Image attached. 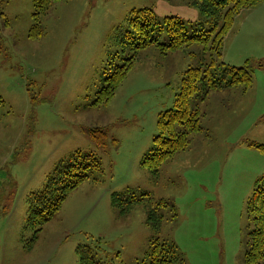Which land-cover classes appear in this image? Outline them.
Returning <instances> with one entry per match:
<instances>
[{
	"label": "rangeland",
	"instance_id": "374dc122",
	"mask_svg": "<svg viewBox=\"0 0 264 264\" xmlns=\"http://www.w3.org/2000/svg\"><path fill=\"white\" fill-rule=\"evenodd\" d=\"M263 4L235 18L222 50L224 64L251 72V87L209 92L199 104L202 131L153 181L141 161L153 149L158 114L173 108L194 62L183 51H148L109 103H92L118 51L113 36L132 10H152L159 25L178 18L190 34L205 26L200 11L178 0H61L31 39L34 0H0V264H79L80 245L98 246L100 264H148L156 242L183 264H244L246 203L264 175V151L251 146H264ZM92 132L104 134L103 147ZM77 151L93 154L100 171L31 242L27 196ZM113 194L164 201L159 230L141 208L117 218Z\"/></svg>",
	"mask_w": 264,
	"mask_h": 264
},
{
	"label": "trees",
	"instance_id": "16d2710c",
	"mask_svg": "<svg viewBox=\"0 0 264 264\" xmlns=\"http://www.w3.org/2000/svg\"><path fill=\"white\" fill-rule=\"evenodd\" d=\"M61 0H34L32 26L29 38L43 35L41 19L52 5ZM180 3L197 8L205 19V26L188 33L185 24L174 17H167L159 25L152 10H132L124 30L115 32L113 39L118 51L109 55L106 62L104 85L97 92L92 106L109 103L130 70L147 57V52L157 51L161 55L183 51L194 62L183 72L180 91L176 95L173 108L160 112L157 117V133L153 139V149L146 154L141 165L156 181L160 166L177 152L188 149L190 135L202 131L200 127L202 103L209 92L223 88L241 87L247 91L252 85V75L246 68L228 66L221 61L224 40L231 30L235 18L243 11L254 8L264 0H178ZM159 25V27H158ZM163 32L165 36H160ZM117 62V63H116ZM95 133L98 135L94 136ZM93 141L100 147L106 139L102 132H92ZM251 146L264 151L263 145ZM99 160L91 153L77 151L61 162L48 176L45 187L31 192L26 198L28 216L25 228L32 231L36 241L43 227L60 210L67 196L90 178L94 171H100ZM145 197V198H143ZM149 195H112V207L117 218L127 217L141 208L146 215V224L158 231L163 215L160 210L167 207L164 201L152 203ZM249 226L244 264H264V175L256 180L252 195L246 203ZM6 210V207H4ZM89 245L76 248L79 264H100L97 254ZM148 264H183L174 250L164 244L155 243L151 249Z\"/></svg>",
	"mask_w": 264,
	"mask_h": 264
},
{
	"label": "crops",
	"instance_id": "0c3cea01",
	"mask_svg": "<svg viewBox=\"0 0 264 264\" xmlns=\"http://www.w3.org/2000/svg\"><path fill=\"white\" fill-rule=\"evenodd\" d=\"M264 2H262L261 4H263ZM260 5V4H259ZM264 5V4H263ZM263 7V11H262V14H263V17H260L261 18V23L264 25V6H261ZM223 49H224V46H223ZM222 49V50H223ZM222 56H223V53H222ZM222 58V57H221Z\"/></svg>",
	"mask_w": 264,
	"mask_h": 264
}]
</instances>
